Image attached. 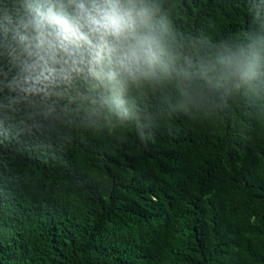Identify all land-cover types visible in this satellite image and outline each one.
I'll list each match as a JSON object with an SVG mask.
<instances>
[{
	"label": "trees",
	"instance_id": "1",
	"mask_svg": "<svg viewBox=\"0 0 264 264\" xmlns=\"http://www.w3.org/2000/svg\"><path fill=\"white\" fill-rule=\"evenodd\" d=\"M153 2L193 61L264 36L253 0ZM257 73L144 82L125 117L75 93L40 131L17 113L0 127V264H264V57Z\"/></svg>",
	"mask_w": 264,
	"mask_h": 264
},
{
	"label": "clouds",
	"instance_id": "2",
	"mask_svg": "<svg viewBox=\"0 0 264 264\" xmlns=\"http://www.w3.org/2000/svg\"><path fill=\"white\" fill-rule=\"evenodd\" d=\"M264 0H253L256 21ZM153 0H0V127L23 111L40 131L67 111L74 93L90 115H128L126 96L144 82L196 78L234 85L257 76L264 36L221 45L193 61L180 49Z\"/></svg>",
	"mask_w": 264,
	"mask_h": 264
}]
</instances>
